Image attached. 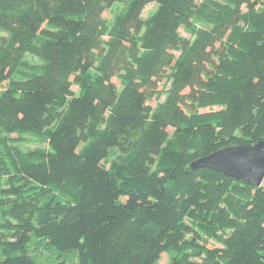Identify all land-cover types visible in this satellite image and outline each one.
Returning <instances> with one entry per match:
<instances>
[{"label":"trees","instance_id":"1","mask_svg":"<svg viewBox=\"0 0 264 264\" xmlns=\"http://www.w3.org/2000/svg\"><path fill=\"white\" fill-rule=\"evenodd\" d=\"M262 139L264 0H0V264H264V183L191 167Z\"/></svg>","mask_w":264,"mask_h":264},{"label":"water","instance_id":"2","mask_svg":"<svg viewBox=\"0 0 264 264\" xmlns=\"http://www.w3.org/2000/svg\"><path fill=\"white\" fill-rule=\"evenodd\" d=\"M191 167H209L260 187L264 183V139L217 150L195 160Z\"/></svg>","mask_w":264,"mask_h":264},{"label":"rangeland","instance_id":"3","mask_svg":"<svg viewBox=\"0 0 264 264\" xmlns=\"http://www.w3.org/2000/svg\"><path fill=\"white\" fill-rule=\"evenodd\" d=\"M155 7V3H150L147 5L144 10V15H147L148 12ZM105 16L109 17V12L105 11ZM181 34L186 37H190V34L184 30L183 28L180 30ZM74 77H72V80ZM116 81V79L114 78ZM72 89L77 92L78 86L73 85ZM150 104L154 107L157 105V100L153 99L150 101ZM207 110V109H206ZM209 246H213L214 242L211 240L208 243ZM30 251L33 259L37 264H57L61 260H65L67 262H75L79 261V252L78 250H59L57 247L53 245H47L45 242H40V238L36 235L35 232H32L31 241H30ZM168 262V257L166 254H163L160 260L161 264H166Z\"/></svg>","mask_w":264,"mask_h":264}]
</instances>
